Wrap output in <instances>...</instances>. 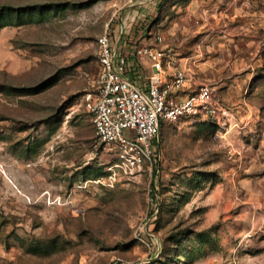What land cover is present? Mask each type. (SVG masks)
<instances>
[{
    "label": "rangeland",
    "instance_id": "374dc122",
    "mask_svg": "<svg viewBox=\"0 0 264 264\" xmlns=\"http://www.w3.org/2000/svg\"><path fill=\"white\" fill-rule=\"evenodd\" d=\"M5 6L24 14L0 21V264H264V0ZM146 16L219 115L163 124L153 166L127 175L84 96L97 39Z\"/></svg>",
    "mask_w": 264,
    "mask_h": 264
},
{
    "label": "built area",
    "instance_id": "2783aa9c",
    "mask_svg": "<svg viewBox=\"0 0 264 264\" xmlns=\"http://www.w3.org/2000/svg\"><path fill=\"white\" fill-rule=\"evenodd\" d=\"M126 38L122 31L120 44ZM120 44L108 31L97 39L98 72L84 104L100 144L116 151L118 167L133 175L153 166L164 123L216 118L219 108L208 84L199 85L189 97L179 96L193 76L174 49L162 46L160 34L142 38L133 51L138 61H147L153 69L144 88L132 81L129 55Z\"/></svg>",
    "mask_w": 264,
    "mask_h": 264
},
{
    "label": "crops",
    "instance_id": "0c3cea01",
    "mask_svg": "<svg viewBox=\"0 0 264 264\" xmlns=\"http://www.w3.org/2000/svg\"><path fill=\"white\" fill-rule=\"evenodd\" d=\"M147 18V16H146ZM144 32V29H142L141 31H139V33ZM126 39L125 41L121 42L120 44V48L122 49L123 52H126L127 55H129V64H130V70H131V77H132V81L135 82L136 84H138L140 87L144 88L146 86V77L147 75H150L151 72L153 71L150 63H148L147 61H138V59L134 56L133 51L134 48L136 47V42H127ZM162 46H165V40H164V44ZM188 69L191 73V75L193 76V79L190 83L186 84L185 87L182 89L181 93H180V97L181 98H185V97H189L190 95H192L197 88L199 87V85L201 84H208V83H201L198 84L200 80H198V76L194 79V75L192 73V67L188 65ZM198 80V81H197ZM210 85V84H208ZM212 90H213V95L214 98H216L215 96V91L212 85H210Z\"/></svg>",
    "mask_w": 264,
    "mask_h": 264
},
{
    "label": "trees",
    "instance_id": "16d2710c",
    "mask_svg": "<svg viewBox=\"0 0 264 264\" xmlns=\"http://www.w3.org/2000/svg\"><path fill=\"white\" fill-rule=\"evenodd\" d=\"M44 7H37V8H31L29 7V9L26 11V13H30L31 12H34V11H38V13L40 14H44ZM22 14H24L20 9H17V8H14L12 6H5V7H2L0 9V21L3 19V16H8V17H11L13 15L15 16H21ZM149 19V20H148ZM150 21L151 25L152 26V23H154V19L153 18H145L144 22H146L145 24H147V22ZM154 25V24H153ZM5 26H8V25H0V30L2 28H4ZM149 32H152V33H149ZM158 34L157 32L154 31V28L153 26L150 28V31L149 29L148 30H145L144 32L142 33H139V32H136V31H131L130 33L128 32L127 34V38H126V41L129 43V42H138L140 41L142 38L144 37H148V38H152L154 35ZM167 123H164V125H166ZM170 124V123H168ZM162 132V131H161ZM161 137V135H160ZM160 145H161V140H160Z\"/></svg>",
    "mask_w": 264,
    "mask_h": 264
}]
</instances>
